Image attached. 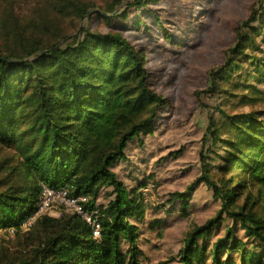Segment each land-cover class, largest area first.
<instances>
[{
	"label": "trees",
	"instance_id": "1",
	"mask_svg": "<svg viewBox=\"0 0 264 264\" xmlns=\"http://www.w3.org/2000/svg\"><path fill=\"white\" fill-rule=\"evenodd\" d=\"M125 1L105 10L96 0H52L57 12L62 4L75 10L69 33L53 38L34 28L13 32L14 47L0 40V234L14 238L0 243V264H155L153 255L157 264H264V0H254L224 64L209 73L204 94L215 105L197 145L198 175L183 189L156 188L161 201L149 209L144 188L178 182L136 161L170 100L153 88L146 46L110 28L134 10L135 28L150 32L142 15L156 16L151 7L162 0L119 10ZM11 3L0 0V38L7 22L19 26L13 10L6 13ZM93 18L109 31L84 25ZM40 19L48 33L64 26ZM45 187L88 198L101 238L75 214L52 215L54 208L25 229ZM195 207L209 211L204 222ZM185 223L172 244L168 232Z\"/></svg>",
	"mask_w": 264,
	"mask_h": 264
},
{
	"label": "rangeland",
	"instance_id": "2",
	"mask_svg": "<svg viewBox=\"0 0 264 264\" xmlns=\"http://www.w3.org/2000/svg\"><path fill=\"white\" fill-rule=\"evenodd\" d=\"M96 1L105 10L115 4V0ZM134 2L136 0H126V4L119 10ZM1 5L3 6L2 3ZM52 5V0H12L6 13L7 10H13V16L17 19L13 23L19 26L6 23L0 38L5 47L16 46L17 37L13 36V32L17 31L37 28L39 30L36 33L53 38L69 33L70 21L76 17L75 10L62 4L60 12H57ZM253 5L254 0H162L156 7H151V11L169 29L177 42L175 45L165 39L157 17L150 11L142 15V20L149 26L150 32L144 28H135L133 21L138 22L139 17L134 10L130 12L127 20L115 21L110 28L122 32L131 42L146 46L153 88L170 100L168 109L161 114V123L156 127L155 137L144 138L145 149L137 151L136 161L139 163V170L155 166L154 169L161 179L172 174L178 182L172 186L165 180L162 185H156L157 187L150 184L144 188L142 192L145 209L151 206L155 208L161 201L156 188L164 193L176 187L183 189L198 175L195 167L198 160L197 145L207 128L210 108L215 105L204 94L209 87V73L224 64V53L234 45L236 28L247 19ZM11 13L8 14L9 17ZM41 16L56 17L64 26L62 29L52 28L51 33H48L42 27ZM83 22L94 31H109L97 18ZM181 148H185L182 157L164 164L158 162L160 158ZM157 165L159 166L156 167ZM154 169L147 173L151 174ZM206 209L200 211L199 207L194 208L192 215L201 217L198 219L199 223L209 216ZM51 212L54 216L67 213L65 209L56 207ZM187 230L188 223L182 224L170 234L168 232V238L173 241L172 244L178 243L182 241ZM147 237L149 239L151 234L148 233ZM13 239L0 234V243ZM153 260L157 264L156 255H153Z\"/></svg>",
	"mask_w": 264,
	"mask_h": 264
},
{
	"label": "built area",
	"instance_id": "3",
	"mask_svg": "<svg viewBox=\"0 0 264 264\" xmlns=\"http://www.w3.org/2000/svg\"><path fill=\"white\" fill-rule=\"evenodd\" d=\"M88 198L78 197L72 198L67 190L55 191L48 187L44 188L43 200L37 214L32 216L24 225L25 229H29L34 225L37 218L43 213L55 208H63L67 213L75 214L80 217L85 224L91 229L93 238L99 240L102 236V224L97 211H91L86 207ZM12 234L13 230L10 231Z\"/></svg>",
	"mask_w": 264,
	"mask_h": 264
}]
</instances>
